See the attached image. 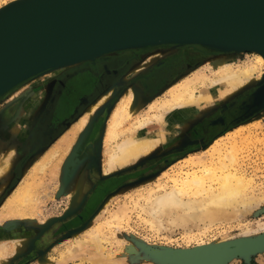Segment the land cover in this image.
<instances>
[{
    "label": "bare ground",
    "instance_id": "bare-ground-1",
    "mask_svg": "<svg viewBox=\"0 0 264 264\" xmlns=\"http://www.w3.org/2000/svg\"><path fill=\"white\" fill-rule=\"evenodd\" d=\"M1 1L2 0H0V3ZM28 1L30 2L33 0H10V3L8 4H4L3 2L2 4H0V14H6L9 10H11L10 7H19L27 3ZM29 13L32 14L33 12ZM19 18H21V16H18V19ZM200 42H164L178 43L180 44V46H177L176 48L169 47V49L156 47L157 49L154 50L155 54H152L151 57L143 60L142 64H139L133 69L127 71V73L122 74V76H120L114 83L109 85L96 100L92 101L86 107V109H84V111L75 122H73L72 124L70 123L71 125L69 124L70 126L63 130L59 139L53 141L48 146L43 148L42 152H45L48 149L49 151L40 162L38 161L37 163L31 164L32 167L30 169H28L30 165L27 168L25 167L26 170L29 171L26 179L22 181L20 180L21 182H18L17 185L13 187V189H11L9 196L4 197L1 200V203H3L2 205H0L1 219H6L3 221L19 220L20 222L25 223H29L30 221L32 222L33 219H35L36 215H38L37 211L39 205L37 202V189L39 186H41L40 177L43 174L45 175L47 167L49 169V166L51 165L52 167L49 171L50 176L52 179L58 181V178L60 177L58 175L60 161L62 159H65L67 154H69L68 151L71 150L72 142L77 138H80L83 132L86 131V129L89 127L88 125L95 116V112L97 111V109L106 101H108L112 96H119L120 94L118 95V92L120 87L126 80L130 79V77L154 64L160 58V56L163 55V57L160 58L163 59L165 55H169L173 51H178L182 49V46L187 44H191L192 47L195 46L199 50L203 51L201 54L200 52L198 53L200 55L213 54L211 55L214 56V59L211 63L212 68L210 69V67H207L209 72L212 73V77H207L204 76L202 72H197L196 69L198 70V66L193 69L196 72H194V76L190 79H182L186 76V73H184L185 76L183 77L179 76L181 77V79L179 80L181 82L176 83V86L173 85L169 89V99L160 104V106L158 105V108L162 109L163 112L168 113V115H170L171 113L174 119H167L171 116L165 117V115L163 116L162 114L160 116L156 115L155 119L157 120L158 124L163 121V125L162 129H158L153 132L144 130L145 128H147V121H135L136 123L133 126L135 131L131 130L132 132H130L127 137L125 136V139L123 138L122 141L114 145V148L112 150L107 152L108 155L105 165L106 167L104 168L102 175L108 177L111 174H116V172L125 170L130 167L131 164L134 163V161H137L139 158L150 154L158 147L165 145V135L167 132L176 135L183 122L187 123L190 119V116H193L195 118L198 117L199 114H201L202 116V113L206 109L214 107L215 103H217L215 101H227L231 97H237V95H241L243 92H247L248 88H250L249 90L255 88L252 93H245V96L240 99L239 102L229 112L225 113V115L216 114L215 124L208 122V124H210V127H207L205 125L206 132H203L205 137L201 143L203 144L201 146H204L203 151H205L206 153L205 158L200 156L191 157L183 162V164L190 169L184 170V166H182L173 171L172 174L164 173L163 178H165L167 182H165L164 184L157 183L154 188H149V191L146 192V195L139 196V198L134 202L135 208H139L140 211L148 217L146 223L150 224L151 227L155 228L157 231L164 230L170 234L176 229L182 230L185 234L191 232L193 233V230L191 229L201 228V225H203L204 222H207L208 226L205 228L203 227L201 230L210 227L209 225L214 224V222L216 221L228 222L232 218H236V215L238 217H241L245 214H250L252 210L257 206V201L256 199L254 200V198L251 199L245 197V191L247 188H249L252 181L254 183V180L252 178L246 177V173L244 174L238 168H235L238 160L237 152L241 151V149H239L240 147L237 146L236 138H240V142L245 145L252 143V130L258 128L260 124L257 121L249 125L240 123L235 127L233 126L236 124L235 122H240L236 117L240 116L242 112H245V116L243 115V117H246L249 113L253 114L259 109L255 106L259 103L264 102V84L258 88L255 87L261 84V82H263L264 80V49L253 48L245 44L241 45L235 41H229L232 42V44H224L226 43V41ZM121 48L106 50L98 54V56H95L93 59L89 57H83L68 60L64 63L62 62L51 67L47 71L35 74V76H33L32 78L40 79L46 77L43 80L49 78L51 79V77L57 76L67 71V69L76 66V64H81L83 62H95L96 60H101L110 56L118 55L121 51L126 53L128 51L135 50ZM245 52H249L250 54H245ZM242 55L245 56L244 61H236V58ZM171 81L172 79H170V82ZM198 82L201 83L202 89L198 93H196L195 84ZM21 85H18L16 88ZM26 86L27 85H23L21 88L15 90L12 95H10V90H12L11 87L9 90H7V92H5V94L6 96L10 95V98H13L15 95L19 94V92L23 88H26ZM51 87L52 86L50 84L49 87L43 89L42 94L48 92V90L51 91ZM139 93L141 92L133 86L132 89L124 92V94L119 97L118 105L112 113L113 117L111 116L112 121L110 122L105 132V137L108 142L117 140L120 133H123L124 130L122 129L123 127L121 128V126L123 125L122 122L124 120L136 116L135 112H137V110L139 109L138 106H140ZM47 94H49V92ZM26 115H28V113L19 112L16 119H23L24 117H26ZM24 120L26 121V118ZM243 120L244 119H242L241 121ZM8 130L9 137L10 135L12 137L17 136L20 137V140H23L26 137L25 133L27 131V126L23 124L20 129V127H16V124H13ZM154 132L155 134L151 135ZM210 140L212 141L208 144V146H205V143ZM255 140L257 142L260 141L258 138H254L253 142H256ZM10 149L11 146H8L7 150ZM8 155L9 154L4 152L0 153V179L3 178L12 167V160L7 159ZM82 171L83 170H80L70 182V188L72 189L68 197L69 205L71 207L70 209H72L75 204L81 201L82 194L86 189L84 172ZM168 183H170V187H167ZM42 188H44V186ZM2 190L3 185H0V196L2 194ZM111 199H109V201ZM140 200H142L143 203L141 205L139 203ZM104 204H107V202ZM104 209H98L99 211L97 210L98 212L96 214L93 213L94 216L92 218L97 219L100 214L104 212ZM127 210L128 209L124 205L122 207L120 206L115 213H112L111 219L109 221H104L106 227L110 228L112 227V225H116L115 227H119L122 221L127 220ZM81 215L83 214H80V218H83ZM81 221L83 220L81 219ZM101 230L102 224H98V226L90 228L89 231H87L89 238L86 241H84L85 239L83 241H79V239L76 240L74 249L67 250L68 253L65 256L63 255V257H61L62 260L76 251L84 252L83 250H85L88 252V250L84 248L86 242H88V244L96 250L94 251L95 253L100 254L98 249L99 247H102V242L104 241ZM263 230L264 228H259L257 230L255 229V231H251H253L254 233H260ZM244 231L245 236L251 233L246 229ZM199 233L203 234V232ZM262 233H264V231ZM262 233L260 236H264V234ZM6 240L7 239H5V241ZM232 240L234 239H226L222 241L220 240L202 247L214 246L225 242H230ZM4 243L0 244V264H8L10 262L8 260L11 257L22 254L24 252L23 248L25 247L26 239L11 240V247L7 246ZM203 244L205 243H200L196 246H200ZM102 248L100 249L103 250ZM237 248L238 247H233L231 249L232 252H235ZM94 252L92 251V253ZM227 252L229 251L227 248H225L220 251V254H224ZM204 253H202L203 256ZM163 257L167 258V256ZM52 260L45 259L43 257L42 259H40V264H56L55 261L53 260L54 262H52ZM99 263L105 264V262H96L92 264Z\"/></svg>",
    "mask_w": 264,
    "mask_h": 264
},
{
    "label": "rangeland",
    "instance_id": "rangeland-1",
    "mask_svg": "<svg viewBox=\"0 0 264 264\" xmlns=\"http://www.w3.org/2000/svg\"><path fill=\"white\" fill-rule=\"evenodd\" d=\"M3 2L4 0H2L0 4H2ZM177 46L179 47L180 44L158 43V44L147 45L145 47H137L130 49H135L133 51H139L140 52V54L138 55L139 58L145 60L151 57L152 54H155L154 50L157 48L169 49V47L176 48ZM145 50L150 51V55L147 54L148 51L144 52ZM122 52L123 51H121L120 53ZM199 52L201 54L203 51L199 50L195 46L192 47L191 44L184 45L182 46V49L171 52L172 56L171 54L165 55L163 59H160L163 57V55L160 56V58L154 64L144 69L143 71L133 75L132 77H130L131 80L128 79L126 80V82L134 81L135 78L138 77L140 74H143V72H149L150 70L152 71V69H154L157 65L160 64L159 62L164 60L165 57L169 58V56L175 59L176 58L179 59L175 61L177 66L185 64V66L181 68L184 72L182 71L180 73V76L181 77L185 75L186 76L183 77L182 79H186V78L190 79L191 77L194 76L195 74L194 72L196 71L202 72L204 76L212 77V73L209 72L207 67H210V69L212 68L211 63L214 59V56L211 55L213 54H202L204 55L202 56L198 54ZM245 54H250V53L245 52ZM236 59H237L236 61L238 60L244 61L245 56L243 55L238 56ZM196 60L198 62H196ZM95 62H83L81 64H76V66L69 68L67 70L77 69L82 65L87 66L88 64L89 65L91 63L94 64ZM142 62H140L139 64H142ZM197 66H198V70L197 69L196 71L193 70ZM184 73L186 74L184 75ZM33 76H35V74L25 78L24 80H21L20 81L21 83L19 82L15 86H13L11 88L12 90H10L11 91L10 95L14 93L18 85H21L26 80L31 79ZM181 77H178L175 81L172 82V84L170 83L167 86L168 88L166 87L164 90H161L156 96H153L151 100H143L140 98L139 99L140 106H138L139 109L137 110V112H135L136 116L133 118L132 117L128 118L127 120H124L122 122L123 125L121 126V128L123 127L122 129L124 131L123 133H120L118 139L115 141L108 142V140L105 137L106 135L105 132L110 122L112 121V117H113L112 113L113 110L118 105L119 97L112 96L111 98H109L108 101H106L102 105L103 107L100 106L97 109V111L95 112V116L88 125L89 127L86 129V131L83 132L80 138H77L72 142L71 150L68 151L69 154H67L65 159H62L60 161L59 174H58L60 177L58 178V181L52 179L50 176L49 171L50 168L52 167L51 165L49 166V169L47 167L45 175L43 174L40 177L41 186L43 185L44 188H42L43 186L42 187L39 186L37 189V197H38L37 202L39 205L37 211L38 215H36L35 219H33L32 221L33 223L31 221L29 223L20 222L19 220L3 221L6 219L5 218L1 219L0 217V244L5 242L4 244L11 247V240L26 239V244L25 247L23 248L24 252L22 254L11 257L8 260L10 261L8 264H40V259H42L43 257L45 259H51V260L53 259L56 264H92L96 262L97 263L105 262V264H173L159 257L157 255V252L162 250H173V249L189 250L190 248L195 249V248H200L202 246H207L210 245L211 243H215L220 240L221 241L226 239L238 240L240 238H245V237L256 238L261 235V233L264 230L261 231L260 233L259 232L254 233L253 231H255V229L257 230L259 228H264V138H262L264 137V107L259 108L253 114L249 113L246 117H243V115L245 116V112H242L240 116L236 117L237 120L240 122H235L236 124L233 126L235 127L240 123L249 125L257 121L260 124L258 128L252 130L253 139L251 142L253 144L249 143L248 144L249 146L242 144L240 142V138H236L237 146L240 147L239 149H241V151L238 150L239 152H237L238 160H237V164L235 165V168H238L244 174L246 173L245 174L247 175L246 177L252 178L254 180V183L252 181L249 188H247L245 191V197L251 199L254 198V200L256 199L257 201V206L252 210L250 214H245L241 217H238L236 215V218H232L228 222L216 221L214 222V224L209 225L210 227L201 230L203 227L205 228L208 226L207 222H204V224L201 225V228L191 229L193 230V233L191 232L185 234L182 230L176 229L170 234L167 231L164 230L157 231L155 228H152L150 224L146 223L148 217L143 212H141L139 208H135L134 206V202L136 201V199H138L139 196L141 195L142 196L146 195L147 194L146 192L149 191V188L150 189L154 188L157 183L164 184L165 182H167L166 179L163 178L164 173L172 174L173 171H175L177 168H180L182 166H184V170L190 169L186 167L183 164V162L191 157L200 156L205 158L206 153L205 151H203L204 146H201L203 144L198 146L199 144H197V142L192 143L190 140L189 135L192 132H194L193 129L196 128L197 126L199 127V125H201L200 123L206 120L209 117V115L212 114L213 112L218 110L222 111L226 109V107L228 106L227 111L218 113L221 115H225V113L229 112L239 102V100L245 96V93L247 94L248 92L252 93L255 90V88L254 89L251 88L252 90H249L250 88H248L247 92H243L241 95H237V97L236 96L231 97L227 101H215L217 103H215L214 107H210L211 109L210 108L206 109L202 113V116L201 114H199L200 116V117L198 116L199 118L190 116V119L188 120L187 123L183 122V124L180 126L179 130L177 131L176 135L167 132L165 135L166 136L164 142L165 145L158 147L150 154L139 158L137 161H134V163H132L131 166L125 170L116 172V174L115 173L111 174L108 177L102 175V172L106 167L105 165L107 162V155H108L107 152L112 150L114 148V145L122 141L123 138L125 139L127 135L130 134V132H132L133 130L135 131L133 126L135 125L136 122H138L139 120L147 121V125H146L147 128H145L144 130L153 132L158 129L159 130L162 129V125H163V121H161V123L159 122L160 124H158L157 120L155 119L156 115L160 116L162 114L163 116L165 115V117L171 116L170 118L167 119L170 120L174 119L171 113L170 115H168V113L163 112V110L159 109L158 107L160 106V104H162L163 102L169 99V93H170L169 89L173 85L176 86V83L181 82L179 81ZM263 82H261V85L259 84V86H262ZM132 88H133V84L132 87L131 85L128 86L126 91ZM201 89H202L201 83L200 82L196 83L195 92L198 93ZM4 94L1 95L0 98L6 95ZM29 96L26 99H24L25 97H23V103L21 105L22 108L20 109V112L26 113L25 106L29 101L30 98ZM33 107L34 105H31V108ZM104 110L105 113H107V115L105 114L104 116L105 122L100 137L98 139L93 140L95 141L92 146L93 152L80 158L78 152L82 147L83 143L85 142L86 135L91 129L92 124L97 120V118L100 116V113L103 112ZM242 119L244 120L241 121ZM17 121L18 119H16L14 123L16 124L17 128L20 127L21 129L23 124L26 125L25 123H20V121L18 122ZM5 127L6 126H4V128ZM7 127H6L7 128L6 131L9 129V126ZM200 133L202 139L200 140L199 143H202L205 136L202 130L200 131ZM154 134L155 132L151 135ZM254 138L256 139L258 138L260 141L257 142L255 140L256 142H253ZM211 141L212 140L205 143V146L206 145L208 146V144ZM1 142H0V148L2 150L0 149V153L4 152L9 154L7 159L12 160L11 169L9 170V172H7V174L3 178L0 179V185H3V190L5 192L7 191L5 193V197H7L9 196L11 189H13V187H15L18 182H21L22 180L26 179V177L28 176L29 171L26 170V168L30 165L28 167V169H30L32 167L31 164L37 163L38 161L40 162L46 156V153L49 151V149L45 152H42L43 148H45L46 146L41 148L40 150L34 153V155L30 158L28 162H26L24 166L20 167L18 166L19 156L17 155V150L18 147L20 146L19 145L17 146V144L13 142L11 143L12 145L11 144L5 145L3 144V142L2 143ZM8 146H11L10 150H7ZM155 163H156V167L154 169L144 174H141L139 177H136L132 180L125 182L115 191L110 193L111 195L109 194L108 196H106L104 200L100 203L96 211L94 212V214H96L99 211L98 209L105 208L104 212L101 213L97 219L92 218L94 214L81 215L84 219L80 218L79 215L78 221H81V219L85 220V218L87 217L82 224L74 228H67V229L65 228L66 225L70 223L72 220H74V218L82 210V208L86 203V200L89 198L90 194L94 191L99 181H104L109 178L121 177L123 175L130 173H136L139 170H142V168H145L144 166ZM16 166H18L17 167L18 169L16 171L17 178L14 180L11 187L8 188L9 179L11 178V176H13L11 174H13L14 167ZM241 168L244 169L242 170ZM80 170H83L82 172H84V180L85 182H88V184L91 183V187L86 192H83L81 201H79L77 204L73 206L72 209H70L71 207L69 205V200H68V197L72 190L70 188L71 187L70 182L73 180V177ZM110 186H112V184L109 183L107 185H102L100 194L106 191L107 189L110 190L112 188V187L110 188ZM167 187H170V183H168ZM108 198L109 199L112 198V199L109 201ZM106 202L107 204H104ZM139 203L140 205L143 204L142 200H140ZM2 204L3 203L0 202V205ZM123 205L128 209L126 211L128 214V215L126 214L127 220L122 221L119 227H115L116 225L114 226L112 225V227L110 228L106 227L104 221L105 222L109 221L111 219L112 213H115L116 210L120 206L122 207ZM98 224H102L101 233H102V237L104 238V241L102 242L103 248L99 247L98 249L100 254L95 253L94 251L96 250L93 249V247H91L88 244V242H86L84 248L88 250V252L85 250H83L84 252L76 251L73 254L66 257L64 260H62L61 257H63V255L65 256L68 253L67 250L74 249L75 241L78 239L79 241H83L84 239H85L84 241H86L89 238L87 231H89V229L94 226L95 227L98 226ZM245 229L249 230L251 233L245 236L244 235ZM199 232H203V234ZM5 239L7 240L5 241ZM200 243H205V244L196 246L199 245ZM100 248H102L103 250H101ZM92 251L94 253H92ZM53 260L52 262H54ZM227 264H264V251L256 252L247 257H237L236 259H233L232 262L230 261V263L228 262Z\"/></svg>",
    "mask_w": 264,
    "mask_h": 264
},
{
    "label": "water",
    "instance_id": "water-1",
    "mask_svg": "<svg viewBox=\"0 0 264 264\" xmlns=\"http://www.w3.org/2000/svg\"><path fill=\"white\" fill-rule=\"evenodd\" d=\"M10 8L0 14V96L57 64L114 48L235 41L264 49V0H33ZM261 251L264 236L157 255L176 264H227Z\"/></svg>",
    "mask_w": 264,
    "mask_h": 264
},
{
    "label": "flooded vegetation",
    "instance_id": "flooded-vegetation-1",
    "mask_svg": "<svg viewBox=\"0 0 264 264\" xmlns=\"http://www.w3.org/2000/svg\"><path fill=\"white\" fill-rule=\"evenodd\" d=\"M147 51L148 50H145L144 52ZM139 54V51L123 52V54L120 53L115 56L98 60L94 64H88L87 66L82 65L77 69L67 70L57 76L51 77V79L49 78L43 80L45 78H32L16 88L17 90L23 85H27L26 88H23L19 94L15 95L13 98L6 95L1 97L0 142L2 141L5 145L13 142L16 143L17 146H20L17 150V155L20 157L18 166H24L35 152L59 139L63 130L75 122L84 109H86L92 101L96 100L109 85L114 83L120 76H122V74L127 73V71L137 66L144 60L139 58ZM147 54L150 55V51H148ZM176 60L179 59L172 58L171 56H169V58L165 57V59L159 62L160 64L152 69V71L143 72V74L136 77L134 81H125L119 89L118 95H120L118 97L126 91L128 86L133 84V86L141 92L139 93L140 98L143 100H151L153 96H156L161 90H164L171 82L175 81L180 76V73L183 71L181 68L184 67L185 64L177 66L175 63ZM196 62L198 61L196 60ZM169 79H172V81L169 82ZM50 84L52 87L51 91L48 90L49 94H47L48 92L42 94L43 89L49 87ZM28 96L30 98L25 106V112L28 113L29 117H24L23 119L18 118L20 123H25L27 126V131L25 133L26 137L25 139L20 140V137H12L10 135V138L7 132L9 130L6 131L5 129L8 128L7 126L10 128V126L15 123L17 115L22 108L21 105L23 103V97L26 99ZM33 104L34 107L31 108V105ZM227 110L228 106L222 111L218 110L213 112L206 120L200 123L201 125H199V127L197 126L198 128H194V132L189 135L191 142H197V144H199L198 146H200L201 143L199 142L202 139L200 131L202 130L205 133V125L210 127L208 122H214L216 114ZM105 114L107 115L104 110L92 124L91 129L86 135L85 142L78 152L80 158L93 152L92 146L95 142L93 140L98 139L102 133L105 122ZM25 118H27V123L24 121ZM4 126L7 128H4ZM18 166L14 167L15 171H13V176L9 179L8 188L11 187L12 183L17 178L16 171ZM144 167L145 168H142V170H139L136 173H130L121 177L99 181L94 191L90 194L88 200H86V205H84L74 220L68 223L65 228H74L82 224L86 218L83 221H78V216L80 214H93L106 196L115 191L125 182L154 169L156 167V163L148 164ZM85 183L86 189L84 192L89 190L91 187V183ZM108 183L112 184V186H110V188L112 187V190L109 188L110 190L107 189V192L104 191L106 193L103 192L100 194L102 188L101 186L107 185ZM6 192L4 190L2 191L0 202L2 198L5 197Z\"/></svg>",
    "mask_w": 264,
    "mask_h": 264
},
{
    "label": "crops",
    "instance_id": "crops-1",
    "mask_svg": "<svg viewBox=\"0 0 264 264\" xmlns=\"http://www.w3.org/2000/svg\"><path fill=\"white\" fill-rule=\"evenodd\" d=\"M26 117L28 118L29 116L26 115ZM27 118H26V121L24 120L26 123H27ZM215 121H216V120H214V122H212V123L215 124ZM0 149H1V148H0Z\"/></svg>",
    "mask_w": 264,
    "mask_h": 264
},
{
    "label": "snow or ice",
    "instance_id": "snow-or-ice-1",
    "mask_svg": "<svg viewBox=\"0 0 264 264\" xmlns=\"http://www.w3.org/2000/svg\"><path fill=\"white\" fill-rule=\"evenodd\" d=\"M10 3V0H4V4Z\"/></svg>",
    "mask_w": 264,
    "mask_h": 264
}]
</instances>
